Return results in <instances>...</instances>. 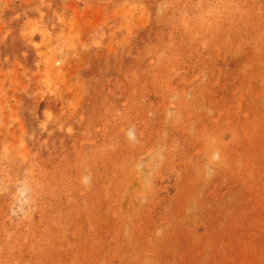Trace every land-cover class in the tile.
I'll return each instance as SVG.
<instances>
[{
  "label": "rangeland",
  "instance_id": "1",
  "mask_svg": "<svg viewBox=\"0 0 264 264\" xmlns=\"http://www.w3.org/2000/svg\"><path fill=\"white\" fill-rule=\"evenodd\" d=\"M0 264H264V0H0Z\"/></svg>",
  "mask_w": 264,
  "mask_h": 264
}]
</instances>
